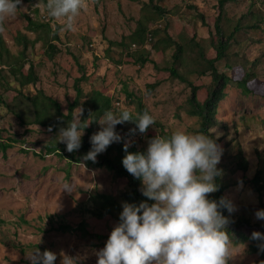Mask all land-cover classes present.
Segmentation results:
<instances>
[{"label":"rangeland","instance_id":"374dc122","mask_svg":"<svg viewBox=\"0 0 264 264\" xmlns=\"http://www.w3.org/2000/svg\"><path fill=\"white\" fill-rule=\"evenodd\" d=\"M218 1L157 0L168 13L164 19L150 23L149 28L161 29L162 38L163 30L168 28L169 34L176 40L183 37L189 39L195 34L198 40L208 39L209 33L215 32L214 19L218 13ZM261 1L258 3L264 8ZM148 2L149 0H85L84 9L74 18L73 28L69 31L63 28V18L56 20L48 15L46 5L38 1L30 4L23 0L15 15L0 22V33L10 53L18 55L23 48L15 40L17 32L26 34L32 40L36 39L37 34L25 29L23 18L27 14L36 19V8L40 10L38 19L51 21L59 36L58 41H55L59 52L53 60L47 57L48 47L43 42L29 48L28 59L35 66L39 80L37 86L31 85L24 90L26 94H35V89L40 88L57 100L62 111L67 113L69 104L76 98L75 81L85 75L86 80L81 83L84 92L101 90L112 96L119 112L128 109L136 113V105L127 97V92H130L142 99L156 123L162 124L170 134L177 130L194 133L199 119L186 114L190 90L183 84L172 82L169 73L158 71L154 64L147 63L143 67L135 65L128 57V52L137 49L135 45L128 50L118 45L135 31L143 14L150 13L149 10L143 11L144 3ZM249 4L248 0L238 4L230 2L227 5L228 16L238 20L246 13ZM190 5H196L197 10L190 9ZM200 13L204 15V20L197 17ZM158 40L154 38L153 42L146 45V49L154 61L161 64L164 53H155L153 49ZM172 52L167 51L168 57ZM243 53L244 60L250 62L257 57L262 59L258 77L248 84L250 94H245L235 85H229L224 90L225 96L218 103L217 126L211 132L217 139L223 138L219 144L222 155L217 167L222 170L225 184H232L226 190L225 197L233 202L236 209L233 214L236 217L246 216L252 220L254 228L245 229L252 234L253 231H259L264 222L255 217V212L261 208L250 183L258 167V154L264 149V23L262 29L249 33L247 45L241 51ZM214 56L215 54L210 55ZM2 60L0 56V69H5L0 74V95L16 111L14 113L0 105V141L12 137L18 142L6 155L0 151V217L8 222L0 227V237H11L17 245H38L41 253L43 248L49 249L57 255L56 264H62L65 256L73 259L72 264H96V253L104 247L98 245L97 240L81 237L79 233H46L40 227L49 228L46 216L55 215L62 216L74 226L88 219L90 231L110 235L117 225L116 221L110 217L103 220L90 218L84 209L92 206L90 197L95 193L120 194L126 190V180L116 181L113 173L106 168H90L84 163L69 164L66 159L55 154L46 155L45 149L53 136L52 132L39 125L21 123L18 113L24 111L33 115V112L25 111L30 106L27 100L2 86L7 81L12 88L18 86L15 79L5 73L8 67L1 64ZM28 66L25 72L28 71ZM219 69L225 71L224 67L219 66ZM227 73L233 81H237L244 73V68H236ZM193 80L196 85L208 86L211 83L210 77H193ZM154 83L159 85L149 91L148 86ZM199 95L204 97L203 93ZM80 110L82 112L81 108H77L75 112L79 113ZM150 130L160 135L162 127L155 124ZM121 135L126 134L123 132ZM149 141L144 136L125 140L130 146L137 148L148 147ZM239 148L248 160L249 169L245 174L234 168V164L237 167L234 155ZM22 150H27L28 153ZM34 153L43 154L45 158L41 159ZM248 246L249 242L239 246L232 245V257L228 264H264L259 255L249 253ZM34 250L22 254L20 250L0 243V264H31L28 254Z\"/></svg>","mask_w":264,"mask_h":264},{"label":"trees","instance_id":"16d2710c","mask_svg":"<svg viewBox=\"0 0 264 264\" xmlns=\"http://www.w3.org/2000/svg\"><path fill=\"white\" fill-rule=\"evenodd\" d=\"M26 1L30 4L38 1L47 6V0ZM156 1L149 0L148 3H144L145 9L143 11L149 10L150 13H144L138 21L135 31L122 40V42L118 43V45L124 50H128L131 46L135 45L137 49L128 52V57L135 65L143 67L147 63L154 64L158 71L169 73V78L172 82H178L188 88L190 94L187 99L186 114L199 119L198 128L194 130V133H210L219 145L223 138L217 139L211 132V129L217 126L218 103L225 96L224 90L229 85H235L245 94H250L251 89L248 87V84L257 79L258 70L260 65H262L260 57L255 58L252 62L244 60L245 54H241V51L247 45L249 33L262 29L264 8L259 5L258 2L260 0H248L250 4L246 13H243L238 20H233L227 14V5L230 2L238 4L244 0H219L218 13L214 19L215 32H210L208 39L198 40L195 34L189 39L183 37L181 40H176L169 34L168 28L163 30V38L160 37L161 29L149 28L150 23H155L158 19H164L168 13L166 8ZM261 2L264 5V0ZM189 7L190 9L197 10L196 5H190ZM34 12L37 17L36 19L31 18L27 14L23 18L25 29L37 34V37L32 40L26 34L17 32L15 40L23 47L18 55L10 53V50L6 47L3 35L0 33V56L3 58L1 64H5L8 67V71L5 73H9L15 79L14 82L18 84L16 88H12L11 84L7 81L2 86H5L7 90L13 91L17 96L24 98V100L30 103V106L25 111H31L33 115H28L24 111L18 113V117L21 119L23 125H39L52 132L53 136L45 149L46 155L55 154L61 159H66L69 164L84 163L90 168H106L113 173L116 181L126 180V190L120 194L95 193L90 197L92 206L84 209V212L88 213L90 218L103 220L110 217L118 224L124 202L138 205L140 202L148 199L142 194V181L129 174L122 165V159L126 155L124 151L125 140L127 138L143 136L152 139L157 135L152 133L150 130L151 126H149L145 133H140L136 129L134 121L118 124L116 131L120 135L123 132L126 134L121 135L122 140L108 146L106 151L97 155L95 161L85 160L84 156L92 147L90 137L102 127L98 123L97 118L101 117L105 111H112L115 114H119L120 112L115 107L112 96L104 94L101 90H92L89 93L84 92L81 83L86 80L85 75L75 81L76 98L69 104L67 113L62 111L61 104L57 100L47 95L40 88L35 89V94H26L24 90L31 85L37 86L39 80L35 66L28 59L27 52L29 48L34 47L38 42H43L48 47L46 55L50 60H53L59 52L55 44V41H58L59 37L58 30L54 29L51 21L45 22L38 19L40 14L38 8ZM197 17L204 20V15L201 13L197 14ZM154 38L159 39L153 45L154 52L158 53L161 51L164 53V60L161 64H157L152 58L151 53L146 49V45L151 41L153 42ZM168 50L173 51L169 57L167 55ZM212 54H215V56L210 57ZM4 55H6V59H4ZM27 66L28 71L25 72ZM219 66L224 67L225 71H221ZM240 67L244 68V73L239 80L233 81L227 71ZM4 70L3 68L0 69V74H3ZM193 77L199 79L210 77L211 83L208 86L205 84L196 85ZM158 85L159 83L149 85V91L154 90ZM203 90L205 91L202 92ZM125 91L127 92V85H125ZM200 93L204 94L203 98L199 95ZM127 97L131 99V103L136 105V113L132 112L134 117L136 114L143 113L146 110L150 112L141 98L130 92H127ZM0 105L13 110L11 104L1 95ZM77 108L82 109L81 120H83L84 124H88V126L84 129L86 134L82 137L80 149L69 153L66 151V145L59 141L60 137L58 134L61 128L67 127L68 121L72 118L73 111ZM13 111L15 113L16 110L14 109ZM157 124L162 127L161 136L168 137L171 135L162 124ZM17 142L18 140L12 137L5 141L1 140L0 151L3 155H6L7 151L14 147V144ZM146 150L147 147L137 148L134 145L129 146L127 149L128 152H145ZM22 151L28 153L27 150ZM34 155L41 159L45 158L43 154L34 153ZM234 158L237 163V167L234 164V168L238 169L237 172L245 174L249 169L248 160L245 158L241 148L238 149ZM258 159V167L250 183L253 191L257 194L260 208L264 209V149L262 153L258 154ZM222 175L217 177L219 188L216 192L209 194L210 199L218 201L221 197H225L226 190L232 185L225 184ZM148 203L151 204L154 201L148 200ZM222 212L225 216L229 217L227 231L232 245L239 246L249 242V253L259 255L264 260V250H261L259 247L261 242L253 240L252 234H249L245 230H252L254 228L252 220L246 216L236 217L233 213L229 214L223 209ZM46 218L49 220L50 227H40V230L46 233H79L81 237L97 240L100 246H105L110 236L90 231L88 229V219H84L74 226L65 221L62 216L49 215ZM22 221L24 222L25 220ZM6 224L8 222L0 217V227ZM259 231L264 233V222L259 227ZM0 243L20 250L22 254L27 253L28 250L41 249L38 245H17L14 239L6 235L0 237ZM43 250L49 249L43 248Z\"/></svg>","mask_w":264,"mask_h":264},{"label":"clouds","instance_id":"9594fccd","mask_svg":"<svg viewBox=\"0 0 264 264\" xmlns=\"http://www.w3.org/2000/svg\"><path fill=\"white\" fill-rule=\"evenodd\" d=\"M22 3L0 0V22L15 15ZM84 7L85 0H47L48 15L56 20L63 18V28L69 31ZM97 120L102 127L90 137L92 147L85 160L95 161L108 146L122 140L116 131L118 124L134 121L140 133L156 124L147 110L135 117L128 109L119 114L105 111ZM87 126L81 120V110L73 111L67 127L58 134L67 152L80 149ZM129 146L124 144L122 165L142 181V194L148 199L138 205L123 203L119 223L96 253V264H228L232 242L227 231L229 217L222 209L229 214L236 209L227 197L218 201L209 198L218 190L217 177L222 175L217 167L222 150L215 138L210 133L177 130L168 137L150 139L145 152H128ZM255 217L264 221V209H258ZM252 239L260 241L259 247L264 250V233L254 231ZM28 258L31 264H54L57 255L35 249ZM72 261L65 256L62 264Z\"/></svg>","mask_w":264,"mask_h":264}]
</instances>
